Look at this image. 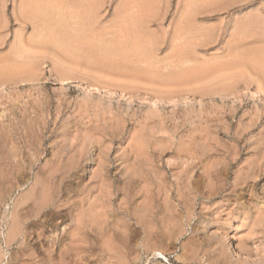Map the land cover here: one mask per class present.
<instances>
[{
    "label": "rangeland",
    "instance_id": "1",
    "mask_svg": "<svg viewBox=\"0 0 264 264\" xmlns=\"http://www.w3.org/2000/svg\"><path fill=\"white\" fill-rule=\"evenodd\" d=\"M55 1L0 0V264H264V0Z\"/></svg>",
    "mask_w": 264,
    "mask_h": 264
},
{
    "label": "bare ground",
    "instance_id": "2",
    "mask_svg": "<svg viewBox=\"0 0 264 264\" xmlns=\"http://www.w3.org/2000/svg\"><path fill=\"white\" fill-rule=\"evenodd\" d=\"M27 1V0H26ZM42 1V0H41ZM51 1V0H50ZM57 1V0H56ZM55 1V2H56ZM212 1V0H211ZM54 2V3H55ZM59 2V1H58ZM137 2V1H136ZM50 3V2H49ZM53 3V4H54ZM95 3V2H94ZM32 4V3H31ZM40 4V3H39ZM149 5V4H148ZM158 5V4H157ZM213 5V4H212ZM218 5V4H217ZM94 6V5H93ZM99 6V5H98ZM35 7V6H34ZM52 7V6H51ZM53 7H54V5H53ZM152 7V6H151ZM140 8V7H139ZM188 8V7H187ZM28 9V8H27ZM67 9V8H66ZM70 9V8H69ZM30 10V9H29ZM79 10V9H78ZM83 10V9H82ZM81 10V11H82ZM86 10V9H85ZM151 11V10H150ZM71 12V11H70ZM85 12V11H84ZM191 12V11H190ZM194 12V11H193ZM61 13H62V11H61ZM82 13V12H81ZM199 13V12H198ZM59 14H60V12H59ZM66 14V13H65ZM196 16V15H195ZM81 17V16H80ZM27 18V17H26ZM65 19V18H64ZM68 19V18H67ZM79 19V18H78ZM142 19V18H141ZM77 20V19H76ZM81 20V19H80ZM183 20V19H182ZM35 21V20H34ZM62 22H64V21H62ZM74 22H76V21H74ZM136 22V21H135ZM143 22V21H142ZM80 23V22H79ZM93 23V22H92ZM35 24V23H34ZM37 24V23H36ZM74 24V23H73ZM72 24V25H73ZM78 24V23H77ZM76 23H75V25H77ZM125 24V23H124ZM123 24V25H124ZM140 24V23H139ZM44 25V24H43ZM61 25V24H60ZM68 25V24H67ZM59 26V25H58ZM78 26V25H77ZM62 27H64V26H62ZM79 27V26H78ZM88 27H89V25H88ZM117 27V26H116ZM84 28H86V27H84ZM180 28V27H179ZM199 28V27H198ZM197 28V29H198ZM76 29H78V28H75V30ZM81 29V28H80ZM115 29V28H114ZM181 29V28H180ZM49 30V29H48ZM192 30V29H191ZM214 30V29H213ZM92 31V30H91ZM123 31V30H122ZM136 31V30H135ZM139 31V30H138ZM200 31V30H199ZM74 32V31H73ZM72 32V33H73ZM84 32V31H83ZM105 32V31H104ZM207 32V31H206ZM47 33V32H46ZM54 33V32H53ZM75 33V32H74ZM87 33V32H86ZM205 33V32H204ZM97 34V33H96ZM121 34V33H120ZM133 34H135L134 33V31H133ZM182 34V33H181ZM186 34V33H185ZM74 35V34H73ZM87 34H85L84 36H86ZM108 35V34H107ZM116 35V34H115ZM129 35H130V33H129ZM138 35V34H137ZM198 35V34H197ZM208 35V34H207ZM35 36V35H34ZM76 36H77V34H76ZM75 36V37H76ZM89 36V35H88ZM91 36V35H90ZM56 37V36H55ZM74 37V38H75ZM79 37V36H78ZM102 37V36H101ZM100 37V38H101ZM109 37V36H108ZM110 37H112V36H110ZM115 37V36H114ZM119 38H121V36H118ZM140 37V36H139ZM85 38V37H84ZM86 38H88V37H86ZM113 38V37H112ZM214 38V37H213ZM49 39V38H48ZM64 39V38H63ZM82 39H83V37H82ZM104 39V38H103ZM116 39V38H115ZM125 39V38H124ZM75 40H78V42H80V40L79 39H75ZM87 40H91V39H87ZM86 39H83L82 41L85 43L86 41H87ZM92 40L94 41V39L92 38ZM90 41V42H93V41ZM105 40V39H104ZM114 40V39H113ZM134 40V39H133ZM54 41V40H53ZM89 41H87V43H89ZM128 41V40H127ZM77 42V43H78ZM110 42V41H109ZM71 43V42H70ZM76 43V42H75ZM83 43V44H84ZM100 43V42H99ZM111 43V42H110ZM110 43H108V44H110ZM133 43V42H132ZM69 44V43H68ZM74 44V43H73ZM80 44H82V43H79V46H80ZM86 44V43H85ZM93 44V43H92ZM117 44V43H116ZM124 44V43H123ZM133 45V44H132ZM137 45H138V43H137ZM78 46V45H77ZM86 46V45H85ZM92 46V45H91ZM104 46V45H103ZM73 47H75V46H73ZM105 47V46H104ZM111 47V45L109 46V48ZM135 47V46H134ZM142 47V46H141ZM72 48V47H71ZM81 48V47H80ZM88 48H90L89 46H88ZM108 48V47H107ZM79 49V48H78ZM118 49V48H117ZM138 48H136V50H137ZM75 50V49H74ZM80 50V49H79ZM106 50V49H105ZM105 50H103L104 52H105ZM125 50V49H124ZM119 51V50H118ZM123 51V50H122ZM104 54V53H103ZM263 93V92H262ZM157 96H158V93L156 94ZM104 150V149H103ZM102 151V150H101ZM135 157V156H134ZM133 157V158H134ZM101 159V158H100ZM101 160H104V159H101ZM100 163V162H99ZM66 166V165H65ZM97 167V166H96ZM102 170V169H101ZM100 170V171H101ZM98 172V171H97ZM46 173V172H45ZM104 173V172H103ZM60 174V173H59ZM97 174V173H96ZM99 174V173H98ZM106 175H107V173H105ZM100 175V174H99ZM105 175H102L101 177H100V188H101V192H103V190H104V188H102V187H105L106 189H109V187H110V183L108 184L107 182L108 181H106L107 179L104 177ZM125 176V175H124ZM74 178V177H73ZM95 178V177H94ZM77 179V178H76ZM75 180V179H74ZM51 181V180H50ZM96 181V180H95ZM45 182H46V180H45ZM69 182V181H68ZM37 183V182H36ZM43 183V182H42ZM35 184V183H34ZM41 184V183H40ZM42 185V184H41ZM50 185V184H49ZM75 184H72V186H74ZM99 185V184H98ZM72 186L70 187V190L71 189H73L72 188ZM79 186V185H78ZM95 186V185H94ZM75 187H77V185L75 186ZM37 188V187H36ZM40 188H41V186H40ZM52 189V188H51ZM67 189V188H66ZM105 189V190H106ZM38 190V189H37ZM44 190V189H43ZM99 190V189H98ZM52 191V190H51ZM68 191V190H67ZM88 191V190H87ZM91 191V189L89 190V192ZM70 192V191H69ZM88 192V193H89ZM94 192V191H93ZM108 192V191H107ZM50 193V192H49ZM52 193V192H51ZM61 193V192H60ZM87 193V194H88ZM91 193V192H90ZM89 193V194H90ZM105 193V192H104ZM86 194V195H87ZM65 195V194H64ZM85 195V197L81 200V201H79V203L75 206V208H73L72 207V212L74 213V212H77L78 214H76V215H73L72 216V219H74L75 220V223H76V225H75V228H74V232L71 234V237H70V241H72L73 243L75 242H78V241H80L81 239H82V235H83V233L84 234H90V235H93V234H97V233H101L102 231H104V227L101 225H97L96 224V222H98L99 220H97V218L99 217L98 215H99V211H101L100 209H103L104 210V208H106L105 206L106 205H108L109 204V202L111 201V192L109 191L108 192V194H107V196L106 195H103V197H105L106 198V200H104L105 198H102L101 200L99 199L100 197H98V198H93V200L91 201V202H89V205L87 204V203H85V200H87V198H89V196H86ZM135 196V195H134ZM51 197V196H50ZM53 198H52V200H51V202H50V204L48 205V207H47V210H50V211H52L53 213H54V216H53V218L50 220V221H48V220H44V221H41V223H43V225L45 224L46 225V229L47 230H49V229H57V228H59L58 227V224L59 223H56V221H58V219H63L64 217H65V215H63V211L64 210H62L61 208L64 206V204H62V199L59 197V194H54V196H52ZM57 198H59V200L57 199ZM44 199V198H43ZM57 199V200H56ZM64 199V198H63ZM67 199V198H66ZM89 199H91V198H89ZM46 203V202H45ZM48 203V202H47ZM35 204H36V202H35ZM35 204H33V206L35 205ZM42 204V203H41ZM17 205V204H16ZM87 205V206H86ZM30 206V205H29ZM66 207V206H65ZM138 207V206H137ZM128 208V207H127ZM29 209V208H28ZM19 210V209H18ZM43 210H45V207L43 208V206L42 207H40V209H39V212L41 213V211H43ZM23 211V210H22ZM38 212V213H39ZM26 213H28V212H26ZM35 213V212H34ZM24 214V213H23ZM32 214V213H31ZM27 215V214H26ZM50 216V215H49ZM24 217V216H23ZM31 217V216H30ZM67 217V216H66ZM26 218V217H25ZM110 218V217H109ZM27 219V218H26ZM41 219V218H40ZM98 219H100V218H98ZM6 220V219H5ZM97 220V221H96ZM137 220V219H136ZM105 222H107L106 220H105ZM100 224V223H99ZM102 224H104V223H102ZM105 225V224H104ZM116 226V225H115ZM15 227V226H14ZM45 228V227H44ZM113 228V227H112ZM23 229V228H22ZM71 229V228H70ZM123 230V229H122ZM107 232V231H106ZM64 235V234H63ZM86 236V235H85ZM8 239H10V236L8 237ZM54 240V239H53ZM72 242H70V243H72ZM12 243V242H11ZM78 244V243H77Z\"/></svg>",
    "mask_w": 264,
    "mask_h": 264
}]
</instances>
